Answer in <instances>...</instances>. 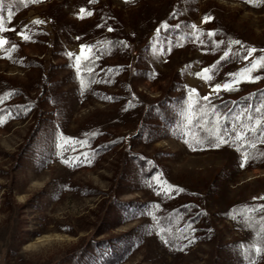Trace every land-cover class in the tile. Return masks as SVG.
Segmentation results:
<instances>
[{
  "label": "rangeland",
  "instance_id": "1",
  "mask_svg": "<svg viewBox=\"0 0 264 264\" xmlns=\"http://www.w3.org/2000/svg\"><path fill=\"white\" fill-rule=\"evenodd\" d=\"M0 17L20 42L0 52V264H264V161L189 138L193 103L264 86L257 69L214 88L264 56V2L0 0ZM107 35L127 47L94 52ZM81 44L91 72L66 55Z\"/></svg>",
  "mask_w": 264,
  "mask_h": 264
},
{
  "label": "trees",
  "instance_id": "2",
  "mask_svg": "<svg viewBox=\"0 0 264 264\" xmlns=\"http://www.w3.org/2000/svg\"><path fill=\"white\" fill-rule=\"evenodd\" d=\"M181 31L185 32L183 28H181ZM214 31V34H218V36L223 35V31L218 32V29ZM208 32L209 30L207 29L198 31V34L202 35H200L198 40H203L206 45H209L212 38H215V35L209 36ZM194 37L196 38V35L191 36V38ZM119 41V37L107 35L102 41H99V44H97L98 47L95 48L94 52H97L98 49L102 51L111 50ZM19 43L18 41L8 40L6 44L0 48V52L5 55V50L10 49L13 44L17 45L15 49L17 50ZM7 96L8 94H3V96H0V99L5 101ZM261 101H264V86L234 97H209L207 101H205V99H199L197 103H193L190 107L191 122L189 125V138L195 139L193 142L199 144H208L212 138L216 137L215 132L218 131L220 135L228 139L229 143L239 146L244 152L247 151L249 154V161L259 157V162H263L264 156H261L260 153L264 152V144L256 143L254 148L250 146L253 137H258L259 133L254 134L252 132H246L245 138L249 142L248 144L244 142V139H241L238 143L233 142L236 132L241 130V124L248 123L249 116L253 118L257 116L255 109L259 106ZM27 105L26 101H24V103H16L18 109L25 108ZM237 117H240V119H237ZM197 137L201 142H197ZM195 218H193V222Z\"/></svg>",
  "mask_w": 264,
  "mask_h": 264
},
{
  "label": "snow or ice",
  "instance_id": "3",
  "mask_svg": "<svg viewBox=\"0 0 264 264\" xmlns=\"http://www.w3.org/2000/svg\"><path fill=\"white\" fill-rule=\"evenodd\" d=\"M33 2H35V0H33ZM93 0H89V3H92ZM249 3H262L264 2V0H248ZM80 12L83 13L84 12V9L81 8L80 9ZM89 15L91 13H88ZM9 19H11V16H9ZM211 17L210 16H205L204 17V20L207 21V20H210ZM33 23L35 24H42L44 23V21H41V20H35L33 21ZM97 27H99V25H97ZM164 27H167V25L165 24ZM177 27H179L177 25ZM193 29H196V26L193 25L192 26ZM0 31H5L4 27H3V18L0 17ZM109 31H111V28H109ZM159 31V30H157ZM199 30H197V33H198ZM208 35L209 36H212L214 35V32H212L211 30L208 32ZM23 38L25 40H28L30 39L31 37L27 34H24L23 35ZM197 38L198 35H197ZM6 38L4 36H0V46H3L5 43H6ZM119 44H121L123 47H127V44H125L123 41H119L117 42ZM200 43H204L203 40H200ZM214 43L216 44H219V43H222L221 41H215ZM240 42L239 41H229L228 42V45H229V50L228 51H225L224 52V57H228L230 55V51H231V45L232 44H239ZM17 45L13 44L11 45V48L10 49H7L5 50V55H8L10 56L11 55V52L14 51L16 49ZM93 48L92 45H84V44H81L80 45V54L79 55H76L74 53H71V52H67L66 55H68L69 57H73L75 56V60H76V68H77V71L80 72V71H87V72H91L92 71V67H91V57H92V51L91 49ZM85 49H88V52L87 54L85 53ZM256 51V49L254 48H249L247 49V54L244 55V59L245 60H248L249 57H251L253 55V53ZM222 57V59L224 58ZM86 61L88 62L87 66H85L84 64L81 63V61ZM257 69H264V56H257L255 59H253L251 61V63L246 66L245 68H243L241 70L240 73L238 74H232L233 75V79L231 82H225L223 84L221 83H216L214 85V88L217 92H219V90L221 88L227 90V91H232L234 86L239 82L237 79H236V76H240L241 78L245 79V80H248V81H254V80H258L260 79L259 76L257 75H253L252 73L257 70ZM203 72L205 74V79H211L210 76L207 75V73L209 72V69L208 68H204L203 69ZM197 76L200 75V73H196ZM84 86V82L83 80L81 81V87ZM193 91H195L193 89ZM7 95V94H6ZM108 99H112L111 97H107ZM205 101H207L208 97H204ZM211 107V106H209ZM256 113H257V116L255 118L249 116L248 117V123H242L241 124V130L236 132L235 134V140L233 141L234 143H238L241 139H244V142L246 144H248L249 142L247 141V139L245 138V133L246 132H252V133H259V136L256 137L254 136L253 137V140L250 144L251 147H255L256 146V143H260V144H264V101H261L259 106L256 107L255 109ZM190 119V117H189ZM237 119H240V117H237ZM0 122H2V118H0ZM93 135H95V133H93ZM193 135L195 136V134L193 133ZM215 136H216V140H215V143H214V146L215 147H219L221 144H228V139L225 138V136L223 135H220V133L217 131L215 132ZM62 139H64L62 137ZM71 138H68L65 140V143H68L69 140ZM197 142H201L199 140V138L197 137ZM261 156H264V152L260 153ZM249 159V154L247 153V151L244 152V155L242 157V160L244 162H247ZM64 163H70L69 160L65 159L63 161ZM85 162H89L90 163V160H86ZM241 167L243 166V163L240 165ZM154 180H158L157 177H153ZM170 190V188H169ZM154 207H158V205H155ZM260 211V212H264V204H261L258 206L257 209H249V211ZM261 223L264 224V217L261 218ZM189 230L190 229V226H189ZM161 239L163 240L164 243H170L169 240L167 239H164L163 237H161ZM252 247L255 248V253L257 256H259L261 253H264V248L260 247V246H256V245H253ZM245 259H248L249 261V264H254V260L250 257H245Z\"/></svg>",
  "mask_w": 264,
  "mask_h": 264
}]
</instances>
